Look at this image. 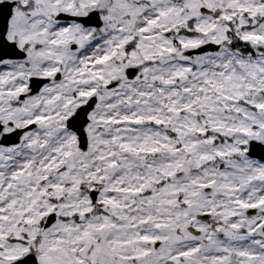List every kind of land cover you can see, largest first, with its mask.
I'll list each match as a JSON object with an SVG mask.
<instances>
[{
	"label": "snow or ice",
	"instance_id": "1",
	"mask_svg": "<svg viewBox=\"0 0 264 264\" xmlns=\"http://www.w3.org/2000/svg\"><path fill=\"white\" fill-rule=\"evenodd\" d=\"M0 264H264V0H0Z\"/></svg>",
	"mask_w": 264,
	"mask_h": 264
}]
</instances>
